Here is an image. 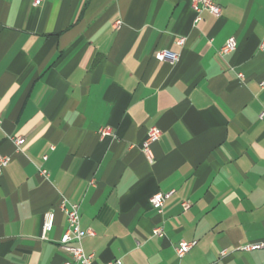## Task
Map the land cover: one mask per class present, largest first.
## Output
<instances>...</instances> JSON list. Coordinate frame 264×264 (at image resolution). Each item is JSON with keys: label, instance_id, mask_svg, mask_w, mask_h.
I'll return each mask as SVG.
<instances>
[{"label": "crops", "instance_id": "1", "mask_svg": "<svg viewBox=\"0 0 264 264\" xmlns=\"http://www.w3.org/2000/svg\"><path fill=\"white\" fill-rule=\"evenodd\" d=\"M212 1L194 22L191 0H0V264H63L61 203L92 264H264L236 249L264 240V0Z\"/></svg>", "mask_w": 264, "mask_h": 264}, {"label": "built area", "instance_id": "2", "mask_svg": "<svg viewBox=\"0 0 264 264\" xmlns=\"http://www.w3.org/2000/svg\"><path fill=\"white\" fill-rule=\"evenodd\" d=\"M45 0H32L33 6H38ZM191 6L196 12V17L194 19V22H198L199 20V14L201 11L206 10L213 16H219L220 15V6L213 2L212 0H191ZM120 25V21L116 22V26L118 27ZM185 43L184 37H178L175 40V44L179 47L183 46ZM236 48V39L234 36L228 37L223 45L219 48L218 52L220 55H226L230 52H232ZM258 48L260 50H264V38L260 41ZM154 58L158 61H167L170 64H174L179 59V54L176 51H171L168 49H159L154 53ZM260 87L264 86V81L259 83ZM259 117H264V107L259 113ZM1 122V119H0ZM103 133L104 130H101ZM160 129L156 126H150L148 127L146 131V136L141 142L140 149L146 159L149 162H152L153 155L151 152V145L152 143L156 142L159 139L160 136ZM12 141L17 145H21L24 142V139L22 137H11ZM46 158V156H44ZM10 157L5 155H0V172L6 167V165L9 163ZM42 175H47V171L45 169L40 170ZM173 193V190H169L167 192H157L154 193L150 199V205L153 209H155L157 212L162 211L163 204L166 199L170 197V195ZM182 209L186 210L189 207L188 201H183L181 203ZM61 210L65 214L66 217V227L64 232L59 238L58 241V247L60 250L64 252L66 255V258L63 262V264H92L93 261V254L92 253H86L82 246H81V240L82 238L89 233V231H84L80 228L79 225V205L77 204H67V203H61ZM53 219L54 215L52 212H47L44 214L43 217V224H42V233L41 237L45 238V233H47L53 225ZM152 235L161 237L163 235V230L161 227H156L152 230ZM196 241L195 240H180L178 241L175 252L178 257H182L184 254H186L194 245ZM237 250L240 251H255L259 249H264V240L254 241V242H248L244 243L242 245H239ZM221 256L225 255V251L220 252ZM105 264H122L120 259H114L111 260Z\"/></svg>", "mask_w": 264, "mask_h": 264}]
</instances>
